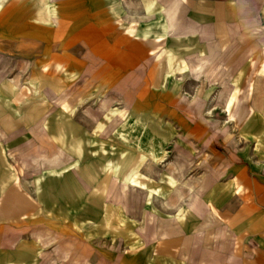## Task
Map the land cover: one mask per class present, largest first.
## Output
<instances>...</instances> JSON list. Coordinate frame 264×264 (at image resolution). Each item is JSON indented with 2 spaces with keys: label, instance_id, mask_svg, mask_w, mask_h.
<instances>
[{
  "label": "rangeland",
  "instance_id": "rangeland-1",
  "mask_svg": "<svg viewBox=\"0 0 264 264\" xmlns=\"http://www.w3.org/2000/svg\"><path fill=\"white\" fill-rule=\"evenodd\" d=\"M178 3L167 9L176 39L129 76L46 66L41 47L30 66L0 36V88L13 82L23 102L14 114L0 103L1 143L38 203L31 220L0 221V264L141 263L160 235L174 234L177 215L223 188L224 156L264 161V0H230L231 17L216 9L213 20H191L215 25L212 34L176 31Z\"/></svg>",
  "mask_w": 264,
  "mask_h": 264
},
{
  "label": "crops",
  "instance_id": "crops-1",
  "mask_svg": "<svg viewBox=\"0 0 264 264\" xmlns=\"http://www.w3.org/2000/svg\"><path fill=\"white\" fill-rule=\"evenodd\" d=\"M173 2L15 0L0 14V36H8L6 40L10 42L13 40V50L20 57H29L30 66L40 64L41 47L45 52L41 63L45 62L46 66H105L129 76V70L140 65L148 52L151 54L157 47L166 51L167 36L174 38L167 32V9ZM231 8L230 0H179L174 28L180 33L190 31L189 34L204 28V33L212 34L215 25L191 20H213L216 9L222 12L220 18H229ZM184 16H187L185 22L182 21ZM76 50L79 54H72ZM165 69L166 65L163 75ZM0 92V103L4 105L2 108L10 109L6 111L8 114L23 108L22 94L13 82H4ZM1 126L6 129V124L0 123ZM1 141L2 138L0 221L14 222L25 216L31 220L38 203L12 175ZM221 160V173L226 179L223 188L209 190L206 202L187 208L189 214L185 218L177 215L174 234L158 237L153 256L148 252L144 253L141 263L125 258L118 264H264V161L251 162L242 154H229ZM208 211L214 212L212 225L219 222L220 226L214 231L211 225L201 232L199 229ZM4 240L7 241L5 236ZM21 255L20 251H15L7 256L15 260ZM17 263L20 264L17 260L13 262Z\"/></svg>",
  "mask_w": 264,
  "mask_h": 264
},
{
  "label": "bare ground",
  "instance_id": "bare-ground-1",
  "mask_svg": "<svg viewBox=\"0 0 264 264\" xmlns=\"http://www.w3.org/2000/svg\"><path fill=\"white\" fill-rule=\"evenodd\" d=\"M188 66V65H187Z\"/></svg>",
  "mask_w": 264,
  "mask_h": 264
}]
</instances>
